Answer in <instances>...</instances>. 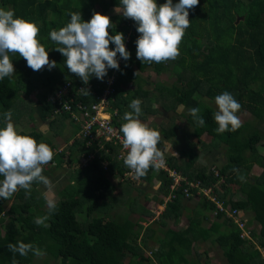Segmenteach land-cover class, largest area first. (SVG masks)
Masks as SVG:
<instances>
[{"label":"trees","instance_id":"obj_1","mask_svg":"<svg viewBox=\"0 0 264 264\" xmlns=\"http://www.w3.org/2000/svg\"><path fill=\"white\" fill-rule=\"evenodd\" d=\"M178 2L173 0L174 4ZM156 3L161 5L165 0H156ZM6 7L13 9L16 17L38 26L37 38L48 51L49 60L56 62L57 67L51 70L44 67L33 71L18 54H10L15 74L20 75L23 83L37 90L33 112L36 111L37 118L47 122L49 127L59 129L69 117L66 113H56L59 106L48 101L58 87L69 84V96L89 105L97 100L102 84L96 83L95 77H92L84 85L78 77L69 73L64 65L65 58L54 50L58 45L51 41L49 32L59 30L70 22L69 12H80L82 20L87 22L93 12L106 16L109 9H120V0H0V8ZM111 19L109 34L122 33L126 50L130 53L127 61L121 58L119 70L114 74L113 94L108 98V111L115 110L112 125L119 131L125 122L124 113L131 111L128 106L134 99L141 100V122L145 118L150 121L156 113L166 112V107L162 105L159 107L161 111L153 108L150 97H155L156 101L164 98L170 107L184 105L181 116L192 129L191 137L199 140L205 134H212L223 148L225 162L209 169L194 168L197 152H192L181 165L172 157H164L165 164L188 182L210 188L211 195L224 207L243 211L248 216L247 221L250 219L256 227V235L250 229L252 237L257 236V246L264 250V156L256 149L260 134L249 122L241 123L235 131L218 134V125L213 118L215 109L204 102V99L214 101L217 95L227 91L240 103V109L245 110L249 118L264 124V0H199L198 5L189 10L190 26L179 45V56L160 64H142L137 60L135 41L139 34L132 20L122 16H112ZM109 47L114 49L115 46L110 44ZM145 69H152L158 74L167 72L174 81L168 85L155 84L153 91L160 92L156 96L151 90L143 88V84H148L135 73ZM111 71L109 69L106 76ZM14 76L0 80V128L5 126L6 111L10 110L13 115L22 110L15 103L25 91L16 83ZM132 84L134 89H128L127 85L130 87ZM255 84L257 89L253 88ZM78 86L87 88L90 95L78 93ZM64 100L65 96L60 102ZM191 108L200 109L204 126H199L189 115ZM67 123L73 125L70 119ZM176 129L172 123L159 132L164 138H169L176 134ZM35 140L50 146V141L44 140L41 135ZM76 146L79 151L73 158L68 155L66 160V183L58 192L53 212H49L44 198L35 189L39 183L32 184L30 195L26 196L25 190L21 189L10 199L0 198V226L5 218L12 221L15 225L7 233H16L17 241L41 246L45 252L44 262L48 258L59 264H124L126 256L132 255L141 264L146 260L143 253L148 250V264H208L194 248L208 245L221 250L224 264H264V256L256 248L244 244L237 227L222 213L215 215V223L207 229L201 228L195 221L190 223V220L185 228L172 229L161 223L156 225L159 226L156 230L148 228L149 225L143 227L129 221L127 215L121 216L116 212L112 215L114 210L110 207L121 196L115 197L113 191L117 189L124 193V190L127 192L126 187L138 188L142 184L141 179L149 182L154 173L160 179L158 192L163 197H169L165 216L170 213V210L166 211L169 206L173 208L172 204L178 205L184 198L183 189L187 187L189 192L194 193L195 188L181 183L172 191L169 188L170 178L164 171H155L154 168L138 180L124 177L128 168L117 158L119 149L115 145L91 141L89 145L79 142ZM70 152L73 153L72 150ZM90 153L94 157L80 165L81 159ZM54 159L61 162L63 154ZM253 166L260 169L257 176L249 175ZM240 176L244 179H239ZM234 194H237V200L232 199ZM43 216H48L45 221L48 227L34 223L36 217ZM177 216L171 215L174 219ZM139 238L142 239L141 245L137 244ZM147 241H153L156 246H148ZM9 243L4 241L0 245V264H12L13 259L16 264H32L31 252L24 257L13 254L8 250ZM188 245L194 248L191 256L186 251Z\"/></svg>","mask_w":264,"mask_h":264},{"label":"clouds","instance_id":"obj_2","mask_svg":"<svg viewBox=\"0 0 264 264\" xmlns=\"http://www.w3.org/2000/svg\"><path fill=\"white\" fill-rule=\"evenodd\" d=\"M198 2L199 0H179L174 4L173 0H165V3L157 5L156 0H120L122 17L137 25V60L142 64L175 60L180 54L179 45L185 30L190 26L189 10L194 9ZM68 15L70 22L59 30H51L49 37L58 45L54 50L65 58L64 65L69 73L78 77L84 85L92 77L103 80L109 69L113 70L109 76L114 79L122 59H130L123 34L110 35L111 20L100 13L93 12L87 22L82 20L80 12H69ZM38 35L39 28L35 23L16 17L13 9L0 8V80L14 74L10 54H18L33 71L57 67L55 61L49 60L48 51L38 40ZM110 44L115 46L114 49H110ZM118 57L122 58L120 64ZM105 81L104 79L103 83ZM79 91L85 96L90 95L87 88ZM214 103L217 108L213 114L218 125L216 132L222 134L237 130L241 126L237 115L240 103L227 91L217 95ZM140 105L139 99L131 101L128 106L131 111L124 113L125 122L119 129V140L126 151L123 164L130 169L134 179L144 177L150 168L159 169L165 164L164 154L158 148L160 133L141 122ZM183 108L184 105L179 106L181 111ZM199 113V108L189 109V115L194 121L199 126H204L205 121ZM4 117L5 126L0 128V198L7 200L21 189L25 190L26 196L30 195L33 183L50 186V181L42 173L44 166L53 160L54 152L47 144L37 143L32 137L19 134L11 122L10 110L4 113ZM44 128L46 130V126ZM112 131L111 128L108 129L109 133ZM76 140L81 142L77 137ZM57 149L60 152L56 155L64 154L63 148ZM239 179L243 180L244 177L240 176ZM46 203L49 212H53L55 203L51 199H47ZM47 219L48 216L36 217L34 223L48 227L45 223ZM7 247L9 252L18 253L22 257L29 252L37 258L45 255L44 251L32 243L17 241L15 244L9 243ZM252 247L260 248L255 243ZM12 264H16L15 259Z\"/></svg>","mask_w":264,"mask_h":264},{"label":"rangeland","instance_id":"obj_3","mask_svg":"<svg viewBox=\"0 0 264 264\" xmlns=\"http://www.w3.org/2000/svg\"><path fill=\"white\" fill-rule=\"evenodd\" d=\"M5 9H10V8L6 7ZM106 16L110 18L111 23H112V19H111L112 16H122V15L120 14V9L111 8L106 12ZM263 38H264V32H263ZM118 63L120 62L118 61ZM47 70L49 69L47 68ZM135 73H137V76L139 78L144 79L146 83L148 84V85L143 84L142 85L143 88L151 90L152 92H154L156 96L160 95V92L156 90L153 91V86L155 84L159 83V84L168 85L174 81V78L170 76L167 72L158 74L156 71L152 69H145L141 73H138V72H135ZM13 76H14L16 83L20 85L22 90L29 93V95H24L25 92H22L19 98L16 99L17 101L15 104L17 105L18 109H22V110H20V113L13 114L11 118V122L15 125L16 130L19 134L30 136L33 139L41 135L44 137V140H47V141L52 140L56 144L57 143L56 141H59L57 135L65 139L64 137L67 134L71 133L70 135H72V132H75V127L71 124H68V125L65 124V125H62L61 128L55 129L56 126L49 127L47 125V122L40 121L37 118L36 111L33 112L34 110L32 109L33 108L32 106L34 105L35 97H37V90H33L26 83H23V80L20 78L19 74H15L14 72ZM94 80L97 81L96 83H99L100 81L96 78ZM127 87L132 90L134 89V84H132L130 87L127 85ZM253 88L257 89V84H255ZM0 99H2L1 96H0ZM204 102L208 104L211 108L215 109V111L217 110L214 101H209L207 99H204ZM150 103L153 108H157L160 111H161V108H159L160 105L166 107L165 109L166 112L164 114H162L161 112L159 114L156 113L157 115L152 116V118H150V121H149V118L148 119L145 118L146 123L145 121H142L143 123L147 124L150 128H153L157 130L158 132L159 130L167 129L168 125L171 126L172 123L173 125L177 127L176 132H175L176 135L169 136V138H164L163 135L159 132L161 139L159 141L158 148L163 152L164 157L174 158L176 151H178L179 153L178 155H176V157L178 156V158L181 161L186 162V160H188L189 153L197 152V157L195 159L194 166H192L194 168L209 169L212 166L219 167L222 164H224L225 156L222 150L223 148L219 146L218 141L212 136V134H205L199 140L197 139L195 140L194 138L191 137V131H190L191 127L186 124L185 120L181 116V114L183 113V110L181 111L179 109V105L175 107H170L168 100L163 98V99H159L158 101H156L155 97H150ZM26 111H29V112H26ZM237 115L239 116L241 123L249 122L250 126H254L257 128L261 138H260V141L256 144V149L261 155L264 156V134H263L264 124H259L253 118H249L248 114L243 109H240ZM44 126H46V130ZM65 131H68V132H65ZM77 134H78V130L76 132V136ZM183 142H185V144H188L187 148L183 149V147L185 146ZM56 145L60 146L59 144H56ZM67 151L70 152V150H67ZM67 151L65 152L68 153ZM65 152L63 154V159H62V161L64 162L58 163L59 166H55L54 163H49L48 170L43 174L50 181V186H45L42 183H39V185L36 187L37 191H39V193L43 195L42 196L44 198L43 202H46L47 199H51L55 203L58 200V192L62 189V187L66 183L64 173L68 165L66 167L67 159L64 158V155H66ZM70 153H71V158H73L75 154L72 152ZM75 165L78 166L77 163H75ZM46 167L47 165L44 166L45 169ZM258 173H260V169L257 166H253L250 170L249 175L257 176ZM139 185L141 186H138V188L141 190H138V188L132 189L131 187H126L127 191L131 190L130 191L131 193L137 191L138 194H140V195H134L135 196L134 198H132L131 194H129L128 197L124 199L122 197H119L120 194L121 195L123 194L122 192L118 193L117 191L116 192L114 191L117 194L113 193V195L115 197L116 195H118L119 199L116 204L111 205L110 207L111 210H114V212H112V215H114L115 212L120 214L121 216L129 215L130 214L128 212L129 208H133V210H137V212H139V210L140 211L142 210L143 206L140 203L141 201L139 197L144 196L142 190H144L148 186H145V185L143 186V184H139ZM232 199L237 200L238 199L237 194H234L232 196ZM46 206H47V203H46ZM244 215L247 221L246 214L244 213ZM78 219L79 220L81 219L80 216H78ZM247 223H248L247 226L251 227L250 229H252L253 233L256 235L257 230L254 224L251 223L250 219L249 221H247ZM14 225L15 224L12 221L6 218L4 219L3 224H2L3 227L0 226V245L4 241H9L10 243H15L17 241L18 238H17L16 233H13V232L7 233L10 228L14 227ZM154 227L156 228V225L154 226L152 225L151 227L148 226V228H154ZM252 239L255 244L259 242V239L257 238V236L253 237ZM137 244L139 245L142 244L141 238L137 240ZM147 245L150 246L148 241H147ZM247 246H251V245H247ZM37 247L43 251L41 246L37 245ZM193 249L194 248L192 245L187 246L186 251L188 252L189 256H191V252ZM147 252L148 250L144 251L143 255L146 260L145 262H141V264H146L148 260L150 259L148 256L149 254ZM196 252L198 255H200L202 259H205L208 264H224V259L222 258L221 250L217 246H214V247L213 246L209 247L208 245L198 246L196 247ZM31 255H32V264H59L57 261H54L48 258L44 262V256L37 258L32 253ZM190 261L192 260L190 259ZM123 263L124 264H138V258L132 255H129V256H126V258L123 260ZM69 264H72V263L70 262Z\"/></svg>","mask_w":264,"mask_h":264},{"label":"built area","instance_id":"obj_4","mask_svg":"<svg viewBox=\"0 0 264 264\" xmlns=\"http://www.w3.org/2000/svg\"><path fill=\"white\" fill-rule=\"evenodd\" d=\"M127 38H125V41ZM117 61L121 62V59L118 57ZM120 64V63H119ZM83 88L82 86L77 87L78 93H81L79 90ZM69 84L58 87L55 93L48 98V101L56 103L59 108L56 109V113H66L71 121H73L78 127L77 138L84 142L85 144H90L91 141L97 143H106L112 144L118 147L117 158L120 159L123 163V156L126 155V151L123 149L122 144L120 143L119 136L121 135L116 127L112 125L111 119L115 115V110L109 112L110 108L108 98L113 94V76H109L106 81L102 84V89L100 94L97 97V100L89 105L83 104L77 99H73L68 94ZM64 102H60L61 97H64ZM67 101V102H66ZM111 128L112 133L108 132V129ZM55 153H59L60 149L53 150ZM94 157L92 153L82 158L80 165L86 164L87 160H91ZM155 171H164L166 176L170 178L171 184L169 185L170 190H176L181 183L187 185L190 188H195V192L191 193L188 191V188L183 189L184 198L190 197H201L209 201L213 205V214L222 213V215L230 219L233 224L239 230V238L246 245H253V239L251 235L250 228L245 224L246 218L243 211L230 209L229 206L224 207L221 202L215 199L211 195V189L208 187L199 186L197 183L188 182L184 176L177 173L173 169L167 167L164 164L163 167L155 169ZM124 177L133 178L130 174V169L124 172ZM134 179V178H133ZM139 179V178H138ZM136 179V180H138ZM259 253L264 256V250L261 248L255 247Z\"/></svg>","mask_w":264,"mask_h":264},{"label":"crops","instance_id":"obj_5","mask_svg":"<svg viewBox=\"0 0 264 264\" xmlns=\"http://www.w3.org/2000/svg\"><path fill=\"white\" fill-rule=\"evenodd\" d=\"M108 76L103 78V80L104 79L106 80ZM103 80H100L99 84H102ZM113 86H114V79H113ZM127 88H126V86H124V89H127ZM128 89H130V88H128ZM64 121H65V124L68 125L67 121H69V119H65ZM73 126H76V125L73 124ZM75 129L76 130H75V132H72V135H70L71 133H69L67 135L65 134L66 135L64 137L65 139H63V137H60L59 135H57L59 141H56L57 142L56 144H59L60 146L56 145L55 142H53L51 140L50 141V148L52 150H56L57 148L60 147V148H63L64 151L72 150L73 153L76 154V151L77 150L79 151L78 146H76V144L78 142L75 141L76 140L77 126ZM190 131L192 133V129ZM65 132H68V131H65ZM183 144H185V142H183ZM187 146H188V144H185L183 149L187 148ZM67 152L69 153V151H67ZM68 153L66 155H64V158L67 159L68 155H70V157H71V153L70 154H68ZM178 153L179 152L176 151V155H178ZM57 155L54 152V157H53V160L51 161V163H54L55 166L56 165L59 166L58 163L62 162V161L56 162V160L54 158ZM176 155L172 159L177 164L181 165L183 161H181L178 158V156L176 157ZM48 166L49 165L47 164L45 172L48 170ZM140 181H142L143 186L144 185L148 186L144 190H142L144 196L139 197V199L141 201L140 203L143 207H142L141 211L139 210V212H137V210H133V208H129L128 212L130 214L127 215V219L129 221L137 222L139 225H142L143 227H146V225H149L150 227L152 225L153 226L154 225H162L161 223H164V225H168V227H170L172 229L185 228L186 225H189L190 220H191L190 223H193L195 221L196 224L200 225L201 228H206V229L208 227H210V225L215 223V221H216L215 217L216 216L213 214V206L210 207L211 204L209 205L208 201L201 198V197H190L188 199L187 198L180 199V201L178 202V205L172 204L173 208L169 206V209L166 211L169 212V210H170V213L167 216H165L166 213H165L164 209H165L166 203L169 202V197H167V196L163 197V195H160V193L158 192L160 179L157 177V174L154 173L151 176V179L149 182L142 180V179ZM138 186H141V185H138ZM138 190H141V189L138 188ZM114 191L115 192L117 191L118 193L120 192L117 189H115ZM114 191H113V193L117 194ZM38 193H39V191H38ZM129 194H131L132 198L135 197L134 195H140V194H138L137 191L131 193L130 191L125 192V190H124V193L120 197L125 199L128 197ZM39 195L41 197L43 196L41 193H39ZM173 214L178 215L177 218L174 219L173 217H171V215H173ZM246 217L248 218L247 215H246ZM158 227L159 226H156V228H158ZM156 228L154 227L151 229L156 230ZM149 245L154 246V242L149 241ZM194 248L196 249V247H194ZM147 253L150 254V251H148Z\"/></svg>","mask_w":264,"mask_h":264}]
</instances>
